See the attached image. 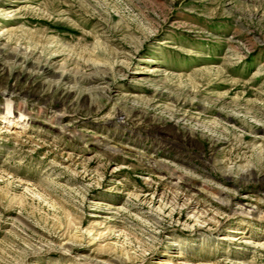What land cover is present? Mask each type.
<instances>
[{"label":"rangeland","instance_id":"rangeland-1","mask_svg":"<svg viewBox=\"0 0 264 264\" xmlns=\"http://www.w3.org/2000/svg\"><path fill=\"white\" fill-rule=\"evenodd\" d=\"M0 264H264V0H0Z\"/></svg>","mask_w":264,"mask_h":264},{"label":"bare ground","instance_id":"bare-ground-1","mask_svg":"<svg viewBox=\"0 0 264 264\" xmlns=\"http://www.w3.org/2000/svg\"><path fill=\"white\" fill-rule=\"evenodd\" d=\"M17 115L19 114L13 112V115H11V113L6 111L0 115V122L9 123L12 126L15 125L14 127L21 129L20 131L23 130L25 131V129L27 128L26 127L27 122L25 121V119L22 118L23 117L22 114L20 115L22 117H17Z\"/></svg>","mask_w":264,"mask_h":264}]
</instances>
